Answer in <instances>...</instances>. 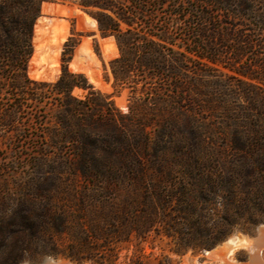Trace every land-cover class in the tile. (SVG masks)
<instances>
[{
    "label": "trees",
    "instance_id": "trees-1",
    "mask_svg": "<svg viewBox=\"0 0 264 264\" xmlns=\"http://www.w3.org/2000/svg\"><path fill=\"white\" fill-rule=\"evenodd\" d=\"M50 1L0 0V90L17 101L0 113V125L15 122L38 90L44 96L51 89L58 107L54 147L69 142L75 154L73 162L21 188L19 198L1 186L0 264L49 256L74 264H172L169 256L144 259L148 238L166 240L171 253L184 256L212 251L238 233L252 236L264 224V89L221 85V73L201 69L234 67L254 46L250 35L227 22L236 20L226 14L233 0H78L118 52L105 82L139 91L160 81L151 100L167 108L158 116L163 122L182 115L216 122L206 128L197 119L173 146L151 149L147 140L126 146L116 139L118 147L107 150L99 140L107 133L93 126V118L103 116L118 131L120 116L106 113L111 105L94 99L84 76L69 71L66 52L56 82L26 78L37 22ZM166 6L180 23L185 46L179 50L168 28L154 27L157 10ZM66 47H75L73 39ZM251 69L233 71L250 81L264 79ZM75 89L88 94L76 98ZM122 246L127 254L121 261Z\"/></svg>",
    "mask_w": 264,
    "mask_h": 264
},
{
    "label": "rangeland",
    "instance_id": "rangeland-1",
    "mask_svg": "<svg viewBox=\"0 0 264 264\" xmlns=\"http://www.w3.org/2000/svg\"><path fill=\"white\" fill-rule=\"evenodd\" d=\"M227 8L226 14L236 18V20L227 22L250 35L254 46L251 50H247L248 54L240 64L234 67H231L229 63L218 66L208 64L201 69L209 74L221 73L224 79L221 85H234L247 90L249 85L253 84L264 89V79L250 81L238 77L233 71L234 68L241 74L252 68V72L256 75H264V0H233ZM171 11L172 8L168 6L158 9L154 27L155 30L168 28L171 39L176 44V50H179L178 46L184 48L185 45L181 40L180 23L175 18H170ZM143 20L150 22L147 21L149 17ZM122 28L125 29L124 26ZM69 39H73L75 44L72 49L66 47ZM154 40L157 42L156 38ZM64 52L67 57H70L69 71L84 76L89 89L96 93L94 99H104L107 104L111 105L106 113L111 112L120 116L117 117L120 127L118 131L113 123L105 120L103 116L98 115L93 118L95 122L93 126L107 133L99 139L100 145L105 150L118 147L119 142H115L116 139L121 140L126 146L136 145L138 140H147L151 149L162 148L165 145L173 146L174 143L185 139L188 129L192 126L191 123H196L197 119H201L199 124L206 128L216 123L213 120L203 121L199 117L195 119L190 115V117L182 115L178 119L167 118L163 122L158 116L167 108L158 100H151L154 96L152 93L161 87L160 81L154 83L148 81L146 85L143 84L139 88V91L127 86L116 90L113 89L111 83L105 82V70L108 71V63L118 56V52L114 40L104 38L99 34L95 21L81 9L78 0H51L43 4L42 17L38 20L35 29L34 54L26 72V78L30 81L48 84L56 82L62 76L63 67L66 66ZM255 63H262V67L256 68ZM47 90L44 96L42 91L38 90L36 94L39 95L31 97L33 101H28L15 122L7 126L0 125V191H2V185H8L14 190L16 198L24 195L23 191H20L21 188L33 182L36 183L38 179L41 181L44 176L48 175L47 172L73 162L75 153L72 143L63 142L58 149L54 147L52 138L53 131L58 127L56 120L58 107L54 105V93L51 89ZM87 94L79 89L73 91V95L80 99ZM16 105L14 94L6 89L0 90V113L11 110ZM129 107L132 108L134 115L130 114ZM140 110L145 114L143 118L137 116ZM120 118L124 120L123 123ZM169 133L172 136H168ZM181 133L185 136H179ZM257 230L258 228L252 236L235 234L212 251L204 254L188 253L184 256L171 253L173 245L167 244L166 240L150 237L143 246L144 259L153 261L156 257L169 256L172 264H244L250 256L247 246L257 238ZM231 239L245 241L246 245L228 254V251L223 248ZM125 248L121 247V261L127 254ZM133 249L131 246V252ZM263 255L261 251L260 256L263 257ZM45 258L37 263L31 262V264H43ZM62 261L64 264H74L67 260Z\"/></svg>",
    "mask_w": 264,
    "mask_h": 264
},
{
    "label": "bare ground",
    "instance_id": "bare-ground-1",
    "mask_svg": "<svg viewBox=\"0 0 264 264\" xmlns=\"http://www.w3.org/2000/svg\"><path fill=\"white\" fill-rule=\"evenodd\" d=\"M252 243V242H251ZM246 245L245 241L239 239H231L229 240L225 246L224 250L228 251V254H231L234 250L239 247H243ZM250 250V263L249 264H264V255L260 256V252L264 253V226L259 229V233L254 242L248 245ZM246 248V247H245ZM226 259V258H225Z\"/></svg>",
    "mask_w": 264,
    "mask_h": 264
},
{
    "label": "clouds",
    "instance_id": "clouds-1",
    "mask_svg": "<svg viewBox=\"0 0 264 264\" xmlns=\"http://www.w3.org/2000/svg\"><path fill=\"white\" fill-rule=\"evenodd\" d=\"M21 264H31V260L25 259L21 262ZM43 264H64V262L58 258L53 259L51 256H49L44 259Z\"/></svg>",
    "mask_w": 264,
    "mask_h": 264
},
{
    "label": "water",
    "instance_id": "water-1",
    "mask_svg": "<svg viewBox=\"0 0 264 264\" xmlns=\"http://www.w3.org/2000/svg\"><path fill=\"white\" fill-rule=\"evenodd\" d=\"M263 226H264V224L258 227V230H257L258 233H259V229H260L261 227H263ZM249 263H250V256L248 257L246 263H244V264H249Z\"/></svg>",
    "mask_w": 264,
    "mask_h": 264
}]
</instances>
